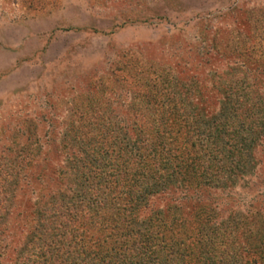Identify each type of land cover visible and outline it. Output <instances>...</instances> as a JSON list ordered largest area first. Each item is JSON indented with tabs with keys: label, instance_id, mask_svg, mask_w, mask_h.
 Returning a JSON list of instances; mask_svg holds the SVG:
<instances>
[{
	"label": "rangeland",
	"instance_id": "1",
	"mask_svg": "<svg viewBox=\"0 0 264 264\" xmlns=\"http://www.w3.org/2000/svg\"><path fill=\"white\" fill-rule=\"evenodd\" d=\"M116 69L126 79L118 85ZM148 72L176 108L234 107L264 124V0H0L1 264L15 256L17 228L71 185L59 186V173L85 158V142L96 143L80 114L154 110L130 83ZM240 81L250 87L230 94ZM250 160L249 176L212 194L234 200L242 215L224 227L222 243L242 264L247 237L257 236L264 264L262 142ZM254 192L262 197L247 201Z\"/></svg>",
	"mask_w": 264,
	"mask_h": 264
},
{
	"label": "trees",
	"instance_id": "2",
	"mask_svg": "<svg viewBox=\"0 0 264 264\" xmlns=\"http://www.w3.org/2000/svg\"><path fill=\"white\" fill-rule=\"evenodd\" d=\"M117 71L110 73L116 85L126 80ZM158 77L148 72L130 82L154 110L80 114L96 143L85 142V158L59 173L56 182L71 185L60 183L65 190L49 198L31 225L17 228L11 264H241L221 237L242 215L230 208L234 200L212 192L252 173L253 150L259 142L264 147V124L251 121L255 112L234 107L176 108L178 101L163 94ZM249 87L240 81L230 94ZM255 197L262 195L254 192L247 201ZM256 237H247L242 264H258L262 247Z\"/></svg>",
	"mask_w": 264,
	"mask_h": 264
}]
</instances>
